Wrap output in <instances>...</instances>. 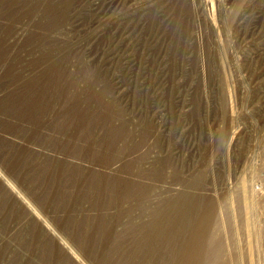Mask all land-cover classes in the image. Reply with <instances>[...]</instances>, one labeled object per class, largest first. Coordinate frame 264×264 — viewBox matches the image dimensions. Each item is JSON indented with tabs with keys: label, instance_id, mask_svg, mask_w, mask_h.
I'll return each mask as SVG.
<instances>
[{
	"label": "rangeland",
	"instance_id": "374dc122",
	"mask_svg": "<svg viewBox=\"0 0 264 264\" xmlns=\"http://www.w3.org/2000/svg\"><path fill=\"white\" fill-rule=\"evenodd\" d=\"M9 263L264 264V0H0Z\"/></svg>",
	"mask_w": 264,
	"mask_h": 264
},
{
	"label": "trees",
	"instance_id": "16d2710c",
	"mask_svg": "<svg viewBox=\"0 0 264 264\" xmlns=\"http://www.w3.org/2000/svg\"><path fill=\"white\" fill-rule=\"evenodd\" d=\"M19 237H20V236H18V237H15V236H14V241L17 240ZM12 255H13V254H12ZM10 259H11V258H10ZM6 262H7V261H6ZM9 264H10V263H9Z\"/></svg>",
	"mask_w": 264,
	"mask_h": 264
}]
</instances>
